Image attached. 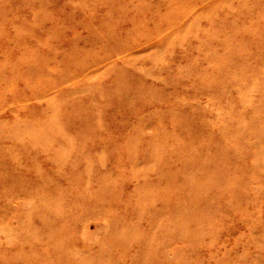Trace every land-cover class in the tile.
Here are the masks:
<instances>
[{
	"label": "rangeland",
	"instance_id": "1",
	"mask_svg": "<svg viewBox=\"0 0 264 264\" xmlns=\"http://www.w3.org/2000/svg\"><path fill=\"white\" fill-rule=\"evenodd\" d=\"M0 264H264V0H0Z\"/></svg>",
	"mask_w": 264,
	"mask_h": 264
}]
</instances>
